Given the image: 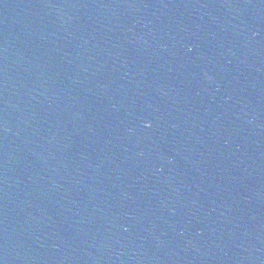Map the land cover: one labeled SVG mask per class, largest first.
<instances>
[{"label":"water","instance_id":"obj_1","mask_svg":"<svg viewBox=\"0 0 264 264\" xmlns=\"http://www.w3.org/2000/svg\"><path fill=\"white\" fill-rule=\"evenodd\" d=\"M0 264H264V0H0Z\"/></svg>","mask_w":264,"mask_h":264}]
</instances>
